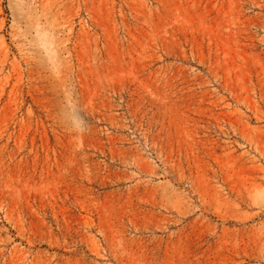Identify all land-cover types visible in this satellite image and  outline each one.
Returning a JSON list of instances; mask_svg holds the SVG:
<instances>
[{
  "label": "rangeland",
  "instance_id": "1",
  "mask_svg": "<svg viewBox=\"0 0 264 264\" xmlns=\"http://www.w3.org/2000/svg\"><path fill=\"white\" fill-rule=\"evenodd\" d=\"M0 264H264V0H0Z\"/></svg>",
  "mask_w": 264,
  "mask_h": 264
}]
</instances>
